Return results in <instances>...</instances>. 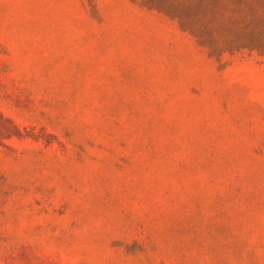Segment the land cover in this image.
Returning a JSON list of instances; mask_svg holds the SVG:
<instances>
[{
	"label": "rangeland",
	"instance_id": "374dc122",
	"mask_svg": "<svg viewBox=\"0 0 264 264\" xmlns=\"http://www.w3.org/2000/svg\"><path fill=\"white\" fill-rule=\"evenodd\" d=\"M258 14L0 0V264H264Z\"/></svg>",
	"mask_w": 264,
	"mask_h": 264
},
{
	"label": "trees",
	"instance_id": "16d2710c",
	"mask_svg": "<svg viewBox=\"0 0 264 264\" xmlns=\"http://www.w3.org/2000/svg\"><path fill=\"white\" fill-rule=\"evenodd\" d=\"M257 20H258V22H259L260 24H262L263 21H264V15H263V14H258V15H257ZM260 47H264V46H261V44H260ZM256 49L259 51L258 48H256Z\"/></svg>",
	"mask_w": 264,
	"mask_h": 264
}]
</instances>
